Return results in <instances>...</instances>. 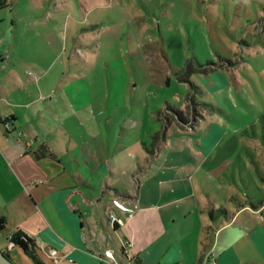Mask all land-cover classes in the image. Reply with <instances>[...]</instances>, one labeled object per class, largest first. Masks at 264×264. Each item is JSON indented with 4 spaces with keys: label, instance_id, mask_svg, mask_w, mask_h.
<instances>
[{
    "label": "crops",
    "instance_id": "crops-1",
    "mask_svg": "<svg viewBox=\"0 0 264 264\" xmlns=\"http://www.w3.org/2000/svg\"><path fill=\"white\" fill-rule=\"evenodd\" d=\"M41 2L45 0H35L36 5ZM257 54L254 63L261 58ZM108 68L111 78L106 75L104 86L107 80L110 91L102 101L113 113L124 94L131 92L134 102L138 89L131 80L120 82ZM13 74L0 80V217L7 220L5 239L18 232L33 239L43 264H108L103 261L106 250L114 251L119 264H204L206 257V264H264V210L259 206L264 198L257 186L264 178L249 172L248 161L256 162L249 148L234 165L242 167V187L254 194L253 202L232 204L233 210L226 208L227 216H217L214 223L209 218L211 186L219 189L213 173L224 163L209 157L215 145L237 132L255 135L264 146V109L245 97L252 113L239 111L233 87L244 89L237 86L234 74L213 72V88L205 79L215 96H210L209 107L225 125L212 123L188 134L177 123L159 132V104L156 111L150 107L137 139L122 130L119 141V128L109 127L108 144L104 128L86 126L89 121L83 116L76 122L66 117L52 122L50 114L38 108L40 96L32 93L37 81L30 80L28 92ZM171 83L168 79L165 85ZM193 85L201 94H210L203 85ZM98 128V133L92 131ZM225 174L228 179L230 174ZM230 182L234 186L237 177ZM109 210L122 226L115 229ZM127 240L134 243L131 262L121 249ZM53 253L55 258L50 257Z\"/></svg>",
    "mask_w": 264,
    "mask_h": 264
},
{
    "label": "rangeland",
    "instance_id": "rangeland-1",
    "mask_svg": "<svg viewBox=\"0 0 264 264\" xmlns=\"http://www.w3.org/2000/svg\"><path fill=\"white\" fill-rule=\"evenodd\" d=\"M59 1L45 0L40 6L35 0H9V7L0 12V80L14 73L28 92L30 80L37 81L32 93L40 96L38 108L50 114L52 122L57 117L76 122L83 116L89 121L86 126L104 128L107 144L109 127L119 128L117 139L125 130L135 140L150 107L156 111L162 104L156 119L159 132L180 123L183 133L197 134V129L204 131L212 123L225 125L209 107L213 103L210 96L215 98L209 86H214L211 75L216 71L230 77L234 74L237 86L247 93L233 87L239 111L252 113L245 97H252L264 109V71H258L264 65V0ZM257 53L261 58L254 63ZM187 64L191 74L185 80ZM108 66L120 82L131 80L136 85V106L131 92L124 94L117 112L104 105L103 94L110 91L107 80L104 86L106 75L111 78ZM168 79L172 81L169 87L165 85ZM194 81L211 95L201 94ZM82 101L85 103L80 105ZM95 130L98 133L99 128ZM229 135L209 156L224 162L213 173L219 189L211 186V211L214 206L218 211L223 207L233 210L232 204L253 202L254 194L242 187V167L235 166L245 148L256 160L248 161L249 172L264 178L263 143L252 134ZM123 140L129 141L127 135ZM225 173L230 174L228 179ZM234 175L238 183L233 186ZM257 186L264 198V179ZM259 206L263 211L264 199ZM5 237L1 232L0 250L15 264H36L31 255L13 247L11 238Z\"/></svg>",
    "mask_w": 264,
    "mask_h": 264
},
{
    "label": "trees",
    "instance_id": "trees-1",
    "mask_svg": "<svg viewBox=\"0 0 264 264\" xmlns=\"http://www.w3.org/2000/svg\"><path fill=\"white\" fill-rule=\"evenodd\" d=\"M7 7V0H0V11L5 9ZM187 76H185V80H188V77L191 74V69L189 68V65L187 64ZM179 75V74H178ZM181 74L179 75L180 78ZM182 80V79H181ZM241 204H238V206H241ZM237 206V207H238ZM223 210H212L209 213V218L212 222H214L216 220V217L218 216L223 217L222 215L224 214V216H227V211L226 208H222ZM223 213V214H222ZM224 218V217H223ZM6 225H7V220L5 217H0V233L3 232L6 229ZM119 227V225H115V229ZM11 242L14 244V246L16 248H21L22 250L25 251L26 254L31 255V258L34 260V262L36 264H43L40 262V260L38 259L37 255L34 253L36 251V244L35 241L29 237H27L26 235L21 234L20 232H18L17 234H15L13 237H11ZM6 255V254H5ZM8 256V255H7ZM9 257V256H8ZM10 258V257H9ZM11 259V258H10Z\"/></svg>",
    "mask_w": 264,
    "mask_h": 264
},
{
    "label": "built area",
    "instance_id": "built-area-1",
    "mask_svg": "<svg viewBox=\"0 0 264 264\" xmlns=\"http://www.w3.org/2000/svg\"><path fill=\"white\" fill-rule=\"evenodd\" d=\"M7 127H9L10 125L7 123L6 125ZM132 216V215H130ZM108 217H109V220L110 222L115 226L116 224L119 225V226H122L124 224V222L118 218L114 212V210H109L108 212ZM11 245L13 247L14 244L11 242ZM134 247V243L132 241H123L122 242V245H121V249H122V252L124 253V255L126 256V258L128 259V261H132L135 257V255L133 254L132 252V249ZM50 257L52 258H55L56 257V254L53 253V254H50ZM103 261H106L108 264H119L116 260H115V257H114V251L113 250H106L105 253H104V258H103ZM208 261V257L205 258V261H204V264H206Z\"/></svg>",
    "mask_w": 264,
    "mask_h": 264
},
{
    "label": "water",
    "instance_id": "water-1",
    "mask_svg": "<svg viewBox=\"0 0 264 264\" xmlns=\"http://www.w3.org/2000/svg\"><path fill=\"white\" fill-rule=\"evenodd\" d=\"M0 264H15V263L0 250Z\"/></svg>",
    "mask_w": 264,
    "mask_h": 264
}]
</instances>
